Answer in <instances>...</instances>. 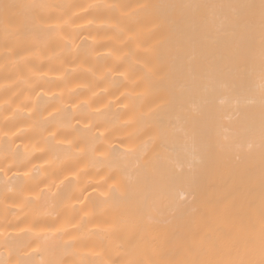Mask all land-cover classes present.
Here are the masks:
<instances>
[{
  "label": "bare ground",
  "instance_id": "obj_1",
  "mask_svg": "<svg viewBox=\"0 0 264 264\" xmlns=\"http://www.w3.org/2000/svg\"><path fill=\"white\" fill-rule=\"evenodd\" d=\"M0 264H264V0H0Z\"/></svg>",
  "mask_w": 264,
  "mask_h": 264
}]
</instances>
